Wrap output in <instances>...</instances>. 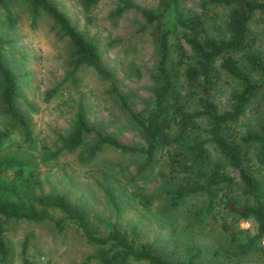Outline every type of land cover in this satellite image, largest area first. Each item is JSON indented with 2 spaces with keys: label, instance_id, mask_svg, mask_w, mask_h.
Here are the masks:
<instances>
[{
  "label": "trees",
  "instance_id": "16d2710c",
  "mask_svg": "<svg viewBox=\"0 0 264 264\" xmlns=\"http://www.w3.org/2000/svg\"><path fill=\"white\" fill-rule=\"evenodd\" d=\"M30 23L40 14L50 20L51 29L67 40L69 75L80 66L90 68L99 78L110 82L108 93L118 107L135 123L142 146L121 143L115 136L91 125L81 102L75 107L67 132L56 137L57 147H43L41 161L54 159L62 150H82L92 159L103 146L126 154H139L143 162L137 171L150 168L157 152H167L169 163L181 174L180 182L170 192V202L178 205L190 195L206 199L202 214L217 224L224 246L214 251L216 257L242 259L258 251L264 235V182L257 170L264 166V55L256 50V32L252 25L264 18V0H159L158 10L142 8L131 0H119L115 10H136L149 25L154 45V72L150 104L134 112L126 95L111 82L112 74L103 64L94 40L76 30L51 0H25ZM98 0H78L86 24ZM12 0H0L4 21L11 27ZM11 39L0 34V112L5 117L0 129V144L12 133L24 146H31L29 120L21 110L20 75L11 68L4 48ZM232 81L227 106L216 100L222 77ZM56 91L45 92V100ZM258 102L253 126H241V119L252 102ZM257 114V115H258ZM90 140L88 143L87 140ZM174 145L173 149L170 147ZM220 158L215 159L211 150ZM252 163V169L250 164ZM248 165V166H247ZM36 157L18 150L0 155V216L2 221L42 222L47 210L62 216L54 221L59 231L74 224L84 240L94 247L97 264H209L198 244L181 246V252L154 250L148 242L137 241L136 226L127 231L117 223L121 209L109 199L115 214L105 234L94 233L86 210L73 204L62 193L35 192L37 182L32 170ZM229 166L237 177L225 171ZM10 171L6 178L3 173ZM172 206V207H175ZM229 217L231 221L226 220ZM250 221L254 232L238 235L233 222ZM21 246V264H32ZM218 252V253H216ZM8 248L0 226V264H7Z\"/></svg>",
  "mask_w": 264,
  "mask_h": 264
},
{
  "label": "rangeland",
  "instance_id": "374dc122",
  "mask_svg": "<svg viewBox=\"0 0 264 264\" xmlns=\"http://www.w3.org/2000/svg\"><path fill=\"white\" fill-rule=\"evenodd\" d=\"M51 1L76 30L95 41L103 64L112 74L111 82L126 95L131 110L137 113L149 105L155 56L151 27L144 25L141 15L134 9L115 14L114 10L121 5L119 0H98L92 10V21L86 24L78 0ZM131 1L142 8L159 9V0ZM12 2L10 11L15 22L8 27L0 10V34L11 39L4 51L11 68L20 75L17 101L28 117L32 144L22 145L20 136L12 133L0 144V155L22 150L36 157L37 166L32 170L38 186L35 192L62 193L68 201L83 207L88 225L97 235L105 234L114 222L115 214L108 202L112 199L121 209L117 217L120 229L130 235V228L135 225L136 240L150 243L154 250L180 253L182 245L194 243L202 247L209 264H264V235L258 251L247 257L225 259L214 255L225 242L218 225L201 213L205 197L190 195L176 206L170 202V192L180 182L181 174L169 163L164 150L156 153L150 168L139 173L142 155L120 153L108 146H103L92 159H85L82 150L77 149L62 150L49 161L40 160L43 147L54 150L56 137L67 132L78 102L95 128L124 144L142 146L143 141L135 123L108 93L110 82L85 66L69 75L66 38L51 29L50 20L43 14L32 25L25 0ZM252 28L257 34L254 47L264 55V18L258 19ZM231 85L229 78H221L216 94L221 108L227 106ZM53 87L55 93L45 100V92ZM258 108L257 101L251 103L241 119L243 128L255 124ZM4 121L0 112V129L4 128ZM211 152L215 159H220ZM252 166L251 163L250 169ZM225 171L237 177L229 166H225ZM257 172L264 182V166ZM10 175V171L3 173L6 178ZM47 215L48 219L39 223L2 221L0 216L8 248L7 264H21L24 241L25 256L32 264H97L92 257L94 247L74 224L69 223L59 231L54 221L62 215L55 210H47ZM233 226L240 236L254 232L250 221L233 222Z\"/></svg>",
  "mask_w": 264,
  "mask_h": 264
}]
</instances>
